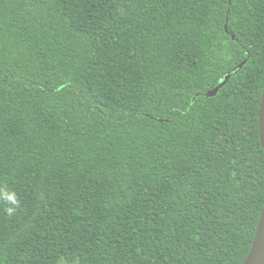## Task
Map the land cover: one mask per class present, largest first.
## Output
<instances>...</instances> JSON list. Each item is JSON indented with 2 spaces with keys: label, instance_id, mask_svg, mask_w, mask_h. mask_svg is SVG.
<instances>
[{
  "label": "trees",
  "instance_id": "trees-1",
  "mask_svg": "<svg viewBox=\"0 0 264 264\" xmlns=\"http://www.w3.org/2000/svg\"><path fill=\"white\" fill-rule=\"evenodd\" d=\"M263 93L264 0H0V264H244Z\"/></svg>",
  "mask_w": 264,
  "mask_h": 264
},
{
  "label": "water",
  "instance_id": "water-1",
  "mask_svg": "<svg viewBox=\"0 0 264 264\" xmlns=\"http://www.w3.org/2000/svg\"><path fill=\"white\" fill-rule=\"evenodd\" d=\"M244 63L245 62L241 63L240 67H242ZM216 91L217 89L213 93H216ZM259 126H260L261 142L264 147V93L260 108ZM244 264H264V209L262 211L261 219L254 239L252 250L247 256Z\"/></svg>",
  "mask_w": 264,
  "mask_h": 264
},
{
  "label": "clouds",
  "instance_id": "clouds-1",
  "mask_svg": "<svg viewBox=\"0 0 264 264\" xmlns=\"http://www.w3.org/2000/svg\"><path fill=\"white\" fill-rule=\"evenodd\" d=\"M0 200L6 204L4 211L7 216L11 217L20 207V201L14 191H8L6 188L0 187Z\"/></svg>",
  "mask_w": 264,
  "mask_h": 264
}]
</instances>
